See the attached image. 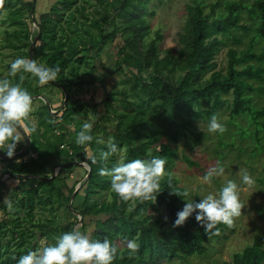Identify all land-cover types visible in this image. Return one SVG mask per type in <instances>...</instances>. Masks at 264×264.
I'll use <instances>...</instances> for the list:
<instances>
[{"label":"trees","instance_id":"16d2710c","mask_svg":"<svg viewBox=\"0 0 264 264\" xmlns=\"http://www.w3.org/2000/svg\"><path fill=\"white\" fill-rule=\"evenodd\" d=\"M155 2L163 4L162 0H55L46 12L35 17L36 7L31 15L32 0H5L0 27L7 28L3 31V47L10 49L11 62L30 59L34 42L32 59L46 67L58 66L61 71L56 81L46 85H40L30 73L10 77L9 73L0 72V79L20 83L19 76L23 74L21 86L31 96L41 95L45 87H58L68 98L57 109L61 112L58 117L45 105L31 113L30 118L36 116V131L26 136L30 142L25 151L0 159L5 165L4 175H27L31 177H9L36 182L28 187L16 186L8 193L11 208L4 203L5 183L0 182V212L6 207L10 210L6 215L0 213V264H17L20 256L41 247V241L43 245H54L79 223L80 217L82 232L94 224L90 232L94 240H138L140 251L136 255L130 256L124 248L113 264H161L200 256L207 252V242L218 238L227 226L219 224L206 234L193 213L183 226L174 227L177 213L185 205L182 193L186 190L178 185L170 169L176 158V144L180 140L185 141V146L202 142L207 134L195 131V122L209 120L223 106L228 110V119L224 121V135L228 139L219 133L217 147L223 151L226 146H234L238 138L252 141V155L263 152L264 105H255L252 97L255 93L264 95V0H207L205 9L193 2L186 4V18L177 32L179 47L175 51L158 49L163 37L159 30L152 40L146 39L151 28L146 15L155 14L154 8L149 9ZM243 14L253 28L241 24ZM27 20L36 24L34 31ZM236 29L253 33L246 48L228 49L226 71L216 70L215 57L224 37L236 45L242 43L233 31ZM118 36L113 65H109L102 60L101 51L113 47ZM256 45L260 46L259 52L255 51ZM11 62L6 66L9 69ZM114 75L126 87L105 92L100 103H94L93 98L84 103L74 97L85 85L104 86L106 78ZM99 105L103 107L100 117ZM89 108L95 117L90 132L93 140L81 146L71 139L69 127L83 121ZM97 132L106 139L99 141ZM109 141L126 149L127 160L166 159L167 175L161 181L155 202L123 201L111 190V178L99 175L101 168L111 169L117 163L115 155L107 161L99 158L100 152L108 150ZM19 147L15 151L24 145ZM238 150L243 152L240 146ZM0 155L6 153L0 151ZM93 155L97 157L96 163L91 161ZM183 159L195 165L186 156ZM66 162H86L90 167L88 177L85 171L81 193L70 188L65 194L60 173L48 179L54 167ZM260 182L264 184L261 178ZM72 195L73 199L81 195L80 209L73 206ZM194 200L199 202L200 198ZM162 204L167 209L165 216L159 211ZM36 209L41 213L39 218L35 217ZM74 210L79 211V218ZM259 212L264 219V207ZM45 214L49 217L41 218ZM87 218H93L89 224L85 223ZM28 220L30 226L25 223ZM263 263L262 238L233 253L231 261H224Z\"/></svg>","mask_w":264,"mask_h":264},{"label":"rangeland","instance_id":"374dc122","mask_svg":"<svg viewBox=\"0 0 264 264\" xmlns=\"http://www.w3.org/2000/svg\"><path fill=\"white\" fill-rule=\"evenodd\" d=\"M54 1L55 0H35V17L40 13L46 12ZM162 1L163 4L161 5H158L157 2H155L153 3L152 7H149V9H155V14L152 16L150 14L146 15V22H148L151 27L146 39L152 40L155 37V31L159 30L163 37L159 41L158 49L160 51H164L167 48H171L173 51H175L179 47L177 32L181 30V25L186 18L185 5L193 2L205 9L206 7L204 6L206 5L207 0ZM27 21L28 23H31L30 30L34 31V29L37 27L36 24L32 23L31 20ZM241 24H247L249 28H253V24L249 21L245 14H243ZM5 29H7L6 26L0 27V72H2L3 75H6L10 72V69L6 66L12 60L11 56H9L11 52L10 49L3 47V41L6 37L3 32ZM8 30H12V28H8ZM233 31L241 38L242 43L236 45L229 38L224 37L225 42L221 45L220 50L217 52L215 57V62L217 64L216 70L225 72L228 59V49L230 47L235 49L246 48L253 33L251 30L246 33H244L241 29H236ZM119 41L120 39L118 36L115 39V42L112 44L113 47L109 46L101 51L102 60L109 65H113V57L116 50L114 49V46L117 45ZM259 43L262 45L263 42L261 41ZM260 50V46L256 45L255 51L259 52ZM208 75L209 72L205 74L206 77ZM125 87L126 84L123 83L122 79L118 75H114L106 78L104 86L99 85V83H96L95 85H85L84 90L79 91L74 97L78 98L81 102L84 101V103H86L88 100L90 101V99L93 98L94 103L98 104L105 98V92H110L113 88L114 91H117L124 89ZM52 88L53 87L50 89ZM50 89L47 87L43 88L41 91L42 98L33 99V111L31 113H36L37 109H40V107L42 108L43 105L46 106V102H49L51 105V110L55 112L53 115L57 117L61 115L60 110L57 109L63 107L64 94L58 87L53 88L52 93L49 92ZM93 90L94 92H92ZM228 95L229 96L227 97L230 98V94ZM252 99L255 105H264V95L257 96L255 93ZM118 100H116L117 104ZM86 111H88V116L84 118L83 121L79 120L71 124L69 127L71 139L74 141H76L77 133L81 130L82 124L84 122H89L92 125L95 122V117L92 113V110L89 108V110L87 109ZM97 111L100 117L101 113H103V107L99 105ZM217 116L219 121L224 124V121L228 119L227 107L223 106V108L217 110ZM30 119V123L36 125V116L34 115ZM209 120H201L195 122L194 125L195 131H204V133L207 134L206 138L202 142L194 146H185V141L180 140L176 144L177 153L174 165L170 169L171 175L178 179L179 186L183 187L190 193L189 197H186V199L202 198L209 192H218L228 180H234L241 189L240 199L245 207L242 209L241 216L235 218L232 226L227 225L222 231L219 232L218 238L210 239L209 242H207L206 245L208 248L205 254L200 256L193 255L186 260L175 259L170 262L164 261L161 264H224V261H231L233 253L241 251L247 245H251L257 238H262L264 247V219L260 216L259 212V208L264 207V184L260 182V178L264 180V149L263 152L252 155L249 153L251 150L250 147L252 145V141L245 139L241 141L240 139L235 138L234 146H230V148L226 146V149H223L222 151L221 147H217V136L219 133H209L207 130ZM242 121L244 122V120ZM222 136L225 139H228L224 133ZM96 138L102 142V140L106 139V136L101 134V132H97ZM225 139L223 140L225 141ZM26 144L27 138L25 137L23 142L19 143L16 148L19 146V148H21ZM238 146L243 148V152H239ZM17 152L19 151H15V153ZM220 155H223L222 158ZM184 156H186L190 162L195 163V165H191L186 160H184ZM217 161H219L225 168L224 176L214 177L210 184L203 183L202 177L205 175L207 169L210 166H215ZM4 166V163L0 162V182L5 183V193L3 196L4 203L7 205L5 200H8V193H12L14 187H28L32 184L35 185L36 182H32L29 179L20 181L15 178H10L8 175L3 174ZM58 168L59 167H54L52 170L54 172L53 174L58 175L60 173L59 177L63 179L64 193L68 194L70 188H75L79 193H81L83 190V186H81L82 182L86 179L85 171L88 168L87 163L83 162L82 165H69L64 167L62 172H60L61 169L58 171ZM241 169L246 170L255 181L251 187L243 184L242 177L238 174ZM47 173L50 175V170L47 171ZM81 198V195H79L77 198H72L74 202L73 206L77 207L78 209H80L79 199ZM3 207L5 208V206ZM59 210L62 211V208ZM35 211V217L39 218L41 213L38 209ZM159 211L163 216L166 215L167 209L164 204L159 207ZM9 212V208L6 207L5 210H2L0 213H5L6 215ZM45 216L49 217L48 214H45L42 215L41 218H44ZM77 217L79 218L78 215ZM92 219L93 218H87L85 223L89 224ZM69 220L74 221L73 218H70ZM29 221L30 220L26 221L25 223L27 224ZM27 225L30 226L31 223L29 222ZM77 226L81 227V223H77L74 228ZM93 228L94 224H90V226L86 228L84 232H92ZM40 245H43V241H41Z\"/></svg>","mask_w":264,"mask_h":264},{"label":"clouds","instance_id":"9594fccd","mask_svg":"<svg viewBox=\"0 0 264 264\" xmlns=\"http://www.w3.org/2000/svg\"><path fill=\"white\" fill-rule=\"evenodd\" d=\"M5 0H0V11L4 9ZM61 69L46 67L38 64L35 59L17 58L10 65V77L18 73H30L38 79L40 85H46L58 79ZM25 76H19L20 83H13L9 78L0 79V151H4L8 158L15 154L16 147L24 138L36 131V126L30 123V114L33 111V98L27 89L21 86ZM93 125L89 122L82 124L77 133L76 143L84 146L93 140L90 135ZM209 133L223 134L227 127L222 124L217 114H213L207 125ZM107 151L99 154L101 160L107 161L111 156H117L116 165L111 168H101L99 175L110 177L111 190L123 201L141 203L156 200L161 192V181L167 175L165 171L166 159L153 158L151 160H127L126 149L118 148L111 141L107 144ZM92 163L97 162V157H91ZM225 168L217 161L215 166H210L202 182L210 184L214 177H222ZM244 185L251 187L255 181L250 174L241 169L238 173ZM241 189L234 180H228L218 192H209L200 198L186 199L185 205L177 213L174 227H181L189 217L196 213L197 223L205 233L212 232L219 224L232 226L235 218L241 216L245 205L240 199ZM181 195V194H177ZM184 197L190 193L184 191ZM11 208V203L5 200ZM126 248L130 256L140 251L137 239L111 241L94 240L90 232L85 233L77 226L59 237L54 245L44 244L36 250H30L26 255L20 256L17 264H113L118 253Z\"/></svg>","mask_w":264,"mask_h":264},{"label":"water","instance_id":"95a60500","mask_svg":"<svg viewBox=\"0 0 264 264\" xmlns=\"http://www.w3.org/2000/svg\"><path fill=\"white\" fill-rule=\"evenodd\" d=\"M34 7H35V0H33L32 9H31V15L33 14ZM33 46H34V42H33V43L31 44V46H30V59L33 58V56H32ZM64 93H65V94H64V101H63V105H62V106H64V105L66 104V102H67V98H68L67 93H66V92H64ZM32 98H33V99H36V98H42V96H41V95H37V96H32ZM46 106H47V108H48V110H49L50 113H52V114L55 113V112H53V111L51 110V105H50L49 102H46ZM29 142H30V139L27 138V144L23 147V149H22L21 151L15 153L14 156H18V155H20L21 153H23V152L25 151V149L27 148V146L29 145ZM14 156H13V157H14ZM0 159H8V156H7V155H0ZM76 164L82 165L83 162H66V163L62 164L61 166H59L58 171H59L60 169L64 168V167L69 166V165H76ZM87 166H88V168H87V171H88V173H87V177H88L89 174H90V167H89L88 164H87ZM9 176H10V177H17V178H27V177H31V176L21 175V174H18V175H17V174H9ZM55 176H56V174H53V175H52L50 178H48V179H49V180H50V179H53ZM76 191H77V190L75 189V192H76ZM73 197H74V195H72L71 199H72ZM69 207H71V206H70V203H69ZM74 213H76L78 216L80 215V214H79V211H77V210H74ZM79 222H81V217L79 218Z\"/></svg>","mask_w":264,"mask_h":264}]
</instances>
